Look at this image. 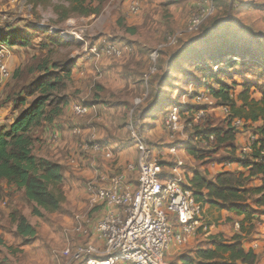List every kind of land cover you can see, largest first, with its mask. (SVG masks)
<instances>
[{"label":"rangeland","instance_id":"obj_1","mask_svg":"<svg viewBox=\"0 0 264 264\" xmlns=\"http://www.w3.org/2000/svg\"><path fill=\"white\" fill-rule=\"evenodd\" d=\"M84 1L89 8L96 9L99 7V3L95 0ZM247 1L253 3L248 6L246 5ZM134 3H138L141 8V0H106L105 4L102 5L100 15L104 9H107L108 15L101 17L99 21L97 18L100 15H95L92 18L75 15L66 21H62L59 16L64 15L65 10L72 8L70 0H0V29L7 25L35 35L34 47L31 49H11L8 44L4 45L9 48L11 53L8 67L12 72V78L4 86L0 87V90L5 91L7 98L13 100L15 105H18L21 100L26 98L24 89L38 75L35 72V68L43 61L47 60L49 63L73 61L75 63L78 59L86 55L85 47L89 48V46L95 44L101 37H108V40L114 43L118 40V37H129L122 34V30L125 27L128 30L124 22L128 19L129 14L132 15L131 9ZM203 3L202 0H161L157 9L161 15L160 21L162 20L163 24H160V27L157 28L159 30L155 33L157 37L152 38L151 44L145 48L143 54L147 58V72L144 74L145 80L150 81L152 76L155 75V83L157 82L160 87L159 90H162L161 92L169 96L172 95L173 100L179 102L182 106H191L206 111V117L200 125H196L193 129L185 128L179 138L184 134V136L188 135L191 137V135L196 134L197 129L215 127L226 132L230 128L229 121L223 115L215 116L212 114V110L220 106V102L217 100L214 108L198 106L196 103H193L190 94L191 87L193 92H199V89L202 88L203 90H212L217 88L215 87L216 79L222 80L225 77L234 79L236 76H241L251 71L249 73L252 77H247V79L252 80L257 85L255 84L250 87V89H253L248 91L249 101L259 99L260 96L255 95L257 92L261 93V87L264 88V33L258 29L257 21L259 18L256 15L258 6L255 0H234V3H231V0H214L212 3L215 7L214 16L202 26L199 32L190 33L187 30L188 24L194 15L201 12L204 6ZM59 8L63 9L58 11ZM249 12L251 15L242 17L244 13L247 14ZM117 14L119 16L118 27L121 29L119 33L115 32L113 27V16ZM133 16L138 17L136 15ZM69 32L83 36L88 45L77 42L71 37H63V34ZM130 35L138 36L139 32L138 34L132 33ZM139 36L143 38L144 34H140ZM211 36V41H203L205 38H211ZM168 37L176 38V46L161 48L162 45L166 44ZM61 39L72 40L74 43L65 45ZM193 45L195 46L191 50L184 51ZM212 50L214 52L216 50L220 52L229 51L230 54H236L239 59L241 56L246 60L242 59L244 63H231L219 73L220 75L217 78H212L208 73L202 72L200 67L206 64L205 61L208 60L211 54H215L211 52ZM201 53L204 54L203 56H206L205 60L194 58V54L202 55ZM125 56L123 55L119 59H110H114L113 61L117 62ZM235 65L240 68V72L234 69ZM228 68H231V71ZM260 83L263 84L260 85ZM242 92L243 90L241 92H233V102L239 108L243 104ZM136 95L134 94V96ZM262 98L263 96L261 100ZM28 100H32V98H28ZM152 103L153 100L148 98L138 109L134 108L132 110L133 123L136 117L143 113L144 110L141 108H149ZM173 105L175 104L170 105L168 108ZM161 114L164 115L165 112L158 113V115ZM189 118V113L184 114L181 116V123L184 125ZM79 119L70 117L69 123L72 132L75 128L81 130L76 124ZM155 126L153 125L151 128L154 129ZM161 126L163 135L156 137V143L152 147L147 144L150 150L154 149L157 145H164L169 141V131L164 120ZM136 134L138 138L143 140L136 126L130 123L128 127L130 142H138L135 138ZM99 141L98 138H96L95 142L91 140L87 146L91 148L95 144L104 145L99 143ZM206 141L209 142L210 140ZM213 145V151L211 152L208 150H205V152L203 150L200 151L206 159L211 160L207 163L217 162L219 159L226 158L229 156L228 151L231 152L232 156L237 155V148L229 147L228 149L226 146L218 148L215 143ZM159 148H162V146ZM218 150L220 151L217 152ZM226 159L232 161V157H227ZM127 166H129V163ZM158 166L160 168L162 164L158 163ZM200 166L198 165L197 168ZM203 171H207V169H203ZM122 173L119 170L114 175H109V180L111 178L113 180L115 176ZM133 175L134 172L129 173V177ZM68 185V183H63L60 187V191L64 197L60 211L55 213L43 212L45 216L41 218L33 215V206L23 199V196H18V199L16 198L17 202H12L8 199L10 197L9 195H1L0 191V229L10 233L12 238H20L25 243L26 241L17 234L15 227L11 223V216L14 213L26 214L28 220L37 229L38 238H40V244L42 246L37 253L33 254L31 252L24 255V251L19 248L17 243H14L10 247L2 245V236L0 237V264H69L71 262V256L77 248L86 243H92V240L96 238L95 224L98 218V210L102 205L98 206L95 202L91 203V201L89 203L86 197H83L82 194ZM258 198H260L259 195L252 196L251 200L254 202ZM5 202L6 204H4ZM83 230H87L88 234L85 235ZM54 238H66L69 240L74 238V241H76L72 245L69 244L70 250L68 254L59 255L62 250L56 249ZM77 240H79L78 245H76ZM181 247L177 246V248ZM178 256V253H173L171 256H168L170 263L179 264Z\"/></svg>","mask_w":264,"mask_h":264},{"label":"crops","instance_id":"obj_2","mask_svg":"<svg viewBox=\"0 0 264 264\" xmlns=\"http://www.w3.org/2000/svg\"><path fill=\"white\" fill-rule=\"evenodd\" d=\"M141 1L140 11L136 14L138 17H134V14H129L128 19L124 22L128 30L125 27L122 30V34L129 37L121 36L119 38L117 36L118 40L115 42L118 47L125 50L124 56H126L117 62L106 56L95 58L90 55H85L78 59L75 62L71 75V83L67 91L69 104L64 115L56 120L54 124L40 130L36 135L37 140L34 145V154L37 157L60 164L63 167V183H68L69 187L77 190L83 197H86L89 203L91 201V203L95 202L98 206L102 205L98 210V218L96 221L109 208L99 202L95 194L88 191L86 183L97 181L100 186L109 187L112 182V178L109 180V175H114L119 170L126 173L127 168L130 165H134L136 169L134 175L132 177L130 176V178L134 181L133 187H135L139 175L138 163L140 151L137 145L138 142H130L128 127L130 123L134 124L142 136L143 141L152 147L156 143V137L163 135L161 130L163 120L166 124V115H158L161 112H155V109L152 110V105L156 102V98L161 96L159 92L162 90H159V85L157 82L155 83V75L152 76L150 81L144 79V74L147 72V58L143 55L145 48L151 44L152 38L157 37L155 35L159 31L157 28L160 27V24H163L162 20L160 21L161 15L157 9L161 0ZM232 2L234 3V0H231ZM255 2L258 6L256 14L259 18L257 21L258 29L264 33V0H255ZM252 3L247 1L246 5L250 6ZM105 15H108L107 9H104L102 14L97 18L98 21ZM249 15H251L250 12L247 14L244 13L242 17H248ZM93 16L88 18H92ZM118 19V14L113 16V27L117 33L121 30L118 27ZM138 32L139 35L144 34V37L130 35L132 33L138 34ZM146 37L148 38L146 39ZM10 48L21 49L23 47L15 46ZM234 69L239 72L241 71L237 65H235ZM229 71H231V68ZM248 73L236 76L234 79L225 77V79L220 80L222 84L230 87L232 99L234 93L241 92L242 90L243 92L241 94L245 92L246 89L244 87L247 82H250L252 85L256 84L252 80L247 79V77H252ZM263 83H260V85ZM215 84V87H217L215 89L219 90L220 85L217 82ZM190 90H192V87ZM199 90L202 91L203 88ZM134 94L137 95L134 96ZM255 96H260L259 99L257 98L255 100L256 102H260L262 97L261 93L257 92ZM138 98H142L144 102L149 98L153 100V103L149 108H141L144 110L143 113L139 114L133 123V113L131 112L134 108L136 109L135 100ZM76 104H84L88 107V114L76 123L81 129L80 136L73 134L69 123L70 117L73 114V108ZM212 111V114L215 116L223 115L221 105ZM164 112L166 113V110L162 111V113ZM18 114L19 112L16 110L13 100L7 98L5 91L0 90V127L14 123ZM156 115L158 116L156 117ZM247 124L248 129L245 128L243 131L237 132L233 142H227L221 146L216 145L218 148H222L223 146H226L228 149L229 147L237 148L236 156H232L231 152L228 151L229 156L227 157H232V161L226 159V157L219 159L217 162L207 163L211 160L206 159L203 153L200 152L201 150L204 152L205 150L209 152L213 151V143L210 141L207 142L206 140L208 139L200 132L206 129H215V127L197 129L196 134L191 135V141L188 144L181 145L178 156L185 161L188 185L192 187L191 182L196 175H201L208 181L215 180L224 172L249 175L250 168L245 167L244 162L240 161L238 147L248 140L252 129H257L263 125V120L257 122L250 120ZM153 125H156L154 129L151 128ZM91 135H96L100 140L99 143L104 144L102 146L98 145V150L87 146L90 143ZM180 139V142H183V137ZM234 143L236 144L234 145ZM161 146L162 148H159ZM173 146L174 144L169 138V141L164 145H157L151 150L152 159L157 164H162L160 170L165 177L169 174L170 167L174 163V157L171 151ZM191 150L199 152L198 155L200 157L192 155ZM128 163L129 166H127ZM198 165L201 166L197 168ZM203 169H207V171H203ZM263 182L262 176H256L252 178L247 188H260L263 186ZM0 191L1 195H9L10 197L8 199L12 202H17V197H22L24 194L16 186L8 185L6 182L2 183ZM203 193L206 195L208 192L204 190ZM255 202L248 200L243 205L244 207H250L255 210L256 213L251 216L252 218H248L246 214H238L236 210H231L232 206H224L223 203L215 202L211 204L200 202L203 208L202 222L204 228H200L195 235L190 236L182 247L172 244V251L170 248L166 257L168 264L170 263L168 256H171L173 253L179 254V264H183V258H195V254L199 249L211 247L216 240L232 242L236 236L242 238L245 251L253 250L257 254L258 261L256 264H264V205L259 206ZM24 216L27 218L26 214ZM29 223L35 228L30 221ZM13 226L17 232L16 224H13ZM2 236V245L10 247L14 243H17L19 248L24 251V255L31 252L33 254L37 253L42 247L38 233L36 238L27 239L28 242L26 241L25 243L20 238H12L10 233L0 229V237ZM72 240L54 238L56 249L58 248L62 252L64 250L69 252L70 245L76 241H74V238ZM92 242L98 247L104 246L97 238H94ZM78 244L79 240H77L76 245ZM177 246L181 248H177ZM69 264L73 263L70 262Z\"/></svg>","mask_w":264,"mask_h":264},{"label":"trees","instance_id":"obj_3","mask_svg":"<svg viewBox=\"0 0 264 264\" xmlns=\"http://www.w3.org/2000/svg\"><path fill=\"white\" fill-rule=\"evenodd\" d=\"M70 1L72 8L65 10V14L59 16L62 21L75 15L81 17L99 16L106 0H95L99 3V7L96 9L86 6L84 0ZM61 9L63 8H59L58 11ZM34 39V34H28L7 25L0 29V45L8 44L10 47L19 46L31 49L34 47ZM211 39L212 36L203 41H211ZM61 40L65 45L74 43L72 40ZM194 46L184 51L187 52ZM211 52L215 54H211L205 61L206 64L200 67L202 72L208 73L212 78H217L220 74H213L209 72V68L204 67L222 62L236 54L219 50ZM203 55L194 54V58L205 60L206 56ZM240 59L245 58L240 56ZM74 65L73 61L49 63L47 60L39 64L35 68L38 75L24 89L26 98L15 105L16 110H22H19L14 123L0 127V190L4 182L16 186L19 191L24 192L23 198L33 206V215L40 218L45 216L43 212L60 211L64 201L63 193L60 191L64 176L63 167L60 164L34 154L36 135L40 130L54 124L64 115L69 104L67 91ZM216 82L220 85L219 90L215 88L207 90L220 102V105L230 106L234 117L246 122L263 120V125L252 129V132L260 136L258 143L264 148V88H260L263 96L260 102L249 101L248 91L252 84L247 82L246 90L242 94L243 105L239 108L233 102L230 87L222 84L220 80L216 79ZM159 93L161 96H158L152 105V110L155 109V112H162L172 104H179L173 100L172 95L169 96L161 91ZM28 98H32V100H28ZM194 111V107L186 106L182 110V116L189 113L190 118L187 121L190 122ZM200 133L208 140L211 135L215 136L217 146L233 142L236 136L231 127L226 132L215 128L206 129ZM198 153L196 150H191V154L195 157H200ZM243 164L250 168L248 176L243 173L224 172L215 180L208 181L203 176L196 175L191 182L196 200L199 203H223L224 206H232L231 210H236L238 214H246L248 218H252L251 216L256 213L255 210L243 205L256 195H259L260 198L255 203L259 206L264 205V182L260 188H247L252 178L256 176H262L264 180V156L261 157L260 150L257 149L253 154V159L245 161ZM204 190L208 192L206 195L203 193ZM11 223L16 224L17 234L25 241L28 242L27 239L36 238L37 230L22 213L12 214ZM257 261L258 256L253 250H244L240 236H236L232 242L216 240L211 247L199 249L195 258H183V264H256Z\"/></svg>","mask_w":264,"mask_h":264},{"label":"built area","instance_id":"obj_4","mask_svg":"<svg viewBox=\"0 0 264 264\" xmlns=\"http://www.w3.org/2000/svg\"><path fill=\"white\" fill-rule=\"evenodd\" d=\"M202 1L204 6L201 12L194 15L188 24L187 30L190 33L199 32L215 14V7L212 4L214 0ZM139 11L140 5L134 3L132 14L136 15ZM69 33L77 42L88 45L83 36L74 32ZM176 44L175 37H168L166 44L161 48L174 47ZM124 51L108 40V37H101L89 48L85 47V54L95 58L106 56L119 59L123 57ZM10 56L9 48L0 45V87L12 78V72L8 67ZM235 62L242 63V60L240 61L237 56H231L205 68H209L213 74H219ZM190 94L193 103L198 106L214 108L217 103V99L209 90L199 92L191 90ZM143 102L142 98L136 99L135 107L141 106ZM184 107L186 106L175 104L165 113L169 137L174 144L171 150L174 163L170 167L169 176L162 175L157 162L152 159L151 150L136 134L140 158L135 187L134 181L129 177V173L136 169L134 165H130L126 173L115 176L109 187L100 186L97 181L86 183L88 191L95 194L99 202L109 208L95 224V236L104 246L98 247L92 242L77 248L71 256L73 264H168L166 257L171 245H184L190 236L204 228L202 204L196 200L192 187L188 185L186 164L180 159L178 152L182 144L191 141V137L184 134L181 136L183 142H180V134L185 128L193 129L200 125L206 117V111L195 108L191 121L183 125L181 116ZM221 111L235 133L247 128L245 120L232 115L230 106L221 105ZM87 114L86 105L76 104L72 117L79 119ZM73 134L79 136L81 131L75 128ZM96 138V135H91L90 141L95 142ZM209 140L216 144L215 136L211 135ZM259 140L260 136L251 132L248 140L238 147L241 162L252 160L257 149L260 150L261 157L264 156V148L258 143ZM99 146L95 144L93 147L98 150ZM83 232L85 235L88 234L87 230ZM60 254H68V251L64 250Z\"/></svg>","mask_w":264,"mask_h":264},{"label":"bare ground","instance_id":"obj_5","mask_svg":"<svg viewBox=\"0 0 264 264\" xmlns=\"http://www.w3.org/2000/svg\"><path fill=\"white\" fill-rule=\"evenodd\" d=\"M70 33H66V34H63V37H65V38H70Z\"/></svg>","mask_w":264,"mask_h":264}]
</instances>
